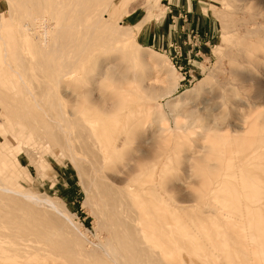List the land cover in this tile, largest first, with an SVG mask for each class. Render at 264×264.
Returning <instances> with one entry per match:
<instances>
[{"label":"rangeland","instance_id":"obj_1","mask_svg":"<svg viewBox=\"0 0 264 264\" xmlns=\"http://www.w3.org/2000/svg\"><path fill=\"white\" fill-rule=\"evenodd\" d=\"M125 1L0 0V187L77 229L0 192V264H264V0Z\"/></svg>","mask_w":264,"mask_h":264},{"label":"bare ground","instance_id":"obj_2","mask_svg":"<svg viewBox=\"0 0 264 264\" xmlns=\"http://www.w3.org/2000/svg\"><path fill=\"white\" fill-rule=\"evenodd\" d=\"M123 1H125V0H123ZM126 2V1H125ZM42 25V24H41ZM41 25H39V26H41ZM43 32H44V36L45 37H47V36H49V30L48 29H43L42 30ZM42 32V33H43ZM115 33H117V32H115ZM42 36V35H41ZM50 40H48V42H49ZM42 43L40 44L41 45V47H43V46H45V45H48L46 42H47V40L46 39H44L43 41H41ZM47 47V46H46ZM49 50V49H48ZM50 55V54H49ZM55 58V57H54ZM250 59V58H249ZM50 61V60H49ZM248 69V68H247ZM244 71H247V70H244ZM250 71V70H249ZM99 76V75H98ZM99 78H100V76H99ZM251 106V105H250ZM253 106V105H252ZM58 130L59 131H63L64 132V130L63 129H61L60 128V125H58ZM67 133V132H66ZM65 133V134H66ZM61 134V133H60ZM98 136H100V135H98ZM66 137V136H65ZM99 138V137H98ZM17 139H19V138H17ZM100 139H102V137L100 138ZM102 141V140H101ZM102 142H104V140L102 141ZM19 143V142H18ZM21 143V142H20ZM109 143V142H108ZM104 144H105V146H107V144L104 142ZM108 146H110V144L108 145ZM107 148V147H106ZM7 172H9V171H7ZM7 181V180H6ZM9 183V182H8ZM0 192H2V193H4V194H10V195H16L17 197L18 196H21L22 198H24V199H26V200H28L29 201V203H31L30 201H39V202H42V203H44V204H46V206H48L52 211H54L55 213H57V214H59L61 217H63L73 228H75V226H74V224L71 222V220L69 219V217L67 216V215H65L62 211H60L59 210V208L51 201V200H48V199H44V200H40V199H38L35 195H33V194H31V193H20V192H16V191H14V190H11V189H8V188H6V187H0ZM25 200V201H26ZM27 202V201H26ZM29 203H27V204H29ZM34 205V204H33ZM141 206V205H140ZM143 215V213H141L140 212V216H142ZM141 218V217H140ZM149 225V224H148ZM76 229V228H75ZM77 230V229H76ZM51 233V232H50ZM17 237H21L22 235H16ZM28 236H30V235H28ZM27 236V238H29ZM7 237L5 236V237H3V239L0 237V259H6L7 258V252H8V250L9 249H12V247H14V246H12L11 245V243L6 239ZM30 239V238H29ZM31 240V239H30ZM47 238H45V237H37L36 236V240H35V242L37 241V244H34V249H35V251H39V250H42V251H44V250H46V248H47ZM5 241L7 242L6 244H5ZM146 242V241H145ZM169 246V245H168ZM156 247V246H155ZM16 249H18L17 247H15ZM141 248V247H140ZM145 248V247H144ZM139 249V248H138ZM140 251V250H139ZM29 256L30 255H28V256H23V257H19V252H18V259H20L21 261H27L28 260V258H29ZM108 256V255H107Z\"/></svg>","mask_w":264,"mask_h":264}]
</instances>
